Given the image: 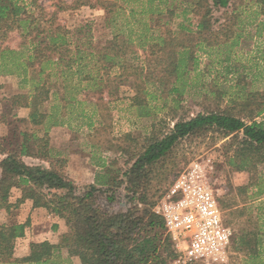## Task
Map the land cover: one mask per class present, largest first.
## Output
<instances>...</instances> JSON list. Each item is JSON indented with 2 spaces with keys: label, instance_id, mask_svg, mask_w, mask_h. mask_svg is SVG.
Returning <instances> with one entry per match:
<instances>
[{
  "label": "trees",
  "instance_id": "16d2710c",
  "mask_svg": "<svg viewBox=\"0 0 264 264\" xmlns=\"http://www.w3.org/2000/svg\"><path fill=\"white\" fill-rule=\"evenodd\" d=\"M254 1L264 6V0ZM87 3L86 0L72 1L74 9ZM184 3L185 13L198 19L196 31L192 33L188 30L191 33L188 36L174 38L168 22L161 24L164 33H160L150 45L156 66L150 65L149 72L136 77L143 84L150 82L154 79L151 76L155 68L159 67L161 78L157 76L158 80L163 85L164 79L173 78L174 84L168 93L176 94L178 98H181L186 86L183 78L196 69H191V65L197 64L194 56L197 47L210 46V40L218 33H228L235 26V21H232L227 29L216 28L213 18L214 12L235 6L232 0H184ZM101 6L107 9L108 4L101 3ZM59 10L63 9H55L51 15H46V9L39 4V0H0V76L18 78L22 90L30 86L29 91L13 96L11 104L29 110L28 119L33 128L42 124L48 116L54 119L51 126L59 123L54 117L58 112L53 113L55 106L50 113L43 110L53 88L65 91L61 98L64 102L67 101L64 96L69 94L68 88L76 93L88 91L94 95L99 109H106L103 98L106 96L110 101L115 99V94L112 90L105 93L104 88L109 89L105 77H108V71L123 65L128 53H133V50H128L132 46L131 41L114 35L100 45L96 74L86 71L81 62L92 56L80 53H84L83 47L92 49L94 44L81 42L72 50L70 30L56 22L55 13ZM155 15L158 16V24L163 13ZM172 15L173 12H169L168 16ZM13 32H17L22 40L19 49L5 46V40ZM224 61L228 62L229 57ZM62 63L64 69L58 70ZM225 69L227 73H232L230 67ZM74 77H78L77 85L72 87L70 84ZM242 80L243 76L238 78L234 94L229 95L225 86L221 91L216 89V106L213 109L205 108L193 116L179 114L175 109L172 127L162 132L152 126L149 134L143 136L137 152L131 147L135 138L130 134L124 136L125 146L115 143L103 147L104 142L99 136L109 127L110 115L102 113V120L94 129V141L102 149L118 154L117 158L123 160V164L118 166L116 158L98 163L101 170L95 174L93 183L84 185L81 191L74 181L56 168L28 165L23 161V157H41L42 149L49 145L47 136L39 137L35 131L0 136V205L7 204L6 209L11 211V222L0 223V264H59L57 261L63 251L69 258H78L80 264H173L178 256L175 243L167 232L164 219L153 211L172 183L154 201L150 193L151 180L158 168L162 169L173 156L181 141L203 137L207 133L230 137L229 148L233 149V155L228 157L227 163L235 172L249 174L246 186L237 190L253 189L254 197H263L264 90L250 91L249 83H242ZM86 82L92 84L91 88L89 85L80 86ZM132 100L135 105L141 104L138 96ZM13 189L20 191V197L9 203ZM119 192L128 198V209L120 213L101 211L97 205L98 195L105 194L107 203L113 205ZM230 200L232 197L229 201H219L220 209L229 208ZM20 207L26 210L25 222L17 220L20 214L17 209ZM47 215L64 223L65 232L59 236L58 243L44 241L38 248L31 249L28 255L13 257L12 242L24 237L31 216ZM57 228L53 224V231ZM232 249L243 251L252 263L259 260L264 256V231L261 226L255 223L246 231L234 232Z\"/></svg>",
  "mask_w": 264,
  "mask_h": 264
},
{
  "label": "rangeland",
  "instance_id": "374dc122",
  "mask_svg": "<svg viewBox=\"0 0 264 264\" xmlns=\"http://www.w3.org/2000/svg\"><path fill=\"white\" fill-rule=\"evenodd\" d=\"M72 1L39 0V4L45 7L46 15H51L55 9H63L55 13L56 22L70 30L72 34L70 36L71 47L80 42L94 44L92 59H88L91 62L88 64L89 72L96 74L95 69H98L99 65L97 52L100 45H104L111 39L114 31L133 42L131 48L128 49L133 50V53H128L124 57L123 65L111 69L108 71V77H105V81L109 85V89L104 88L105 93L112 90L115 99L104 100L103 104L106 109L102 110L96 103L85 102L82 95L75 94L72 102L65 105L69 116L68 120L72 126L71 130L62 131L53 137L55 146L62 152H66L68 157L53 159L46 152L45 161L49 164L53 163L63 173L69 175L76 182L79 191L84 185L91 182L93 174L95 175L98 171L95 168L87 167L81 173V169L77 168L79 165H76L80 157L88 163L91 160L90 162L96 164L100 161L107 163L108 160L116 158L118 166L122 167L123 164V160L117 158L118 154L102 149L94 141V135H96L94 130L93 142L89 139L90 132L86 130L85 124L93 123L92 126L95 129L102 120L100 117L102 113L110 115L109 127L104 132H100L99 136L104 142L103 147L104 145L112 146L115 143L125 146L124 136L130 134L135 138V144L131 147L137 152L143 136L149 134L153 129L152 126L162 132H167L172 127L174 122L172 116L175 109L179 114L187 116H193L205 108L213 109L216 106L215 90L221 91L225 86L224 89L229 95L234 94L237 90L235 86L239 77H244L242 83H249L250 91L264 90V6L258 5L254 0H232L236 7L214 12L216 28L227 29L232 21H235V26L228 33L226 31L218 33L217 37L210 40V46L200 45L197 47L194 55L197 64L192 63L191 65V69H193L192 67L196 69L183 78L186 86L181 98H178L176 94L168 93L174 84L173 78L164 79L163 85L158 80L157 76L161 78L159 67L155 68V73L151 76L154 79L149 80L150 82L143 84L136 80V77H141L143 73L149 72L150 65L156 66L154 57L150 53V45L156 41L160 33H164V27L161 24L168 22V28L174 38L181 39L191 34L190 32L196 31L198 19L185 13L184 0H86L87 5L76 9H74ZM101 3H107V8L115 5L112 7L113 10L107 13L104 12ZM157 12L163 13L158 24H156L158 16L155 15ZM169 12H173L172 17L168 16ZM105 18H109V24H105ZM80 30L81 32H79ZM89 31L90 34H85ZM82 38L89 40L83 41ZM21 41L20 35L13 32L5 40V46L19 49ZM233 42L235 45L231 46ZM228 57L229 61L225 62L224 60ZM63 65L62 63L58 70L64 69ZM226 66L230 67L232 73H230L231 71L226 72ZM119 74L122 75L119 76ZM77 78L74 77L71 84H74ZM18 82L19 79L16 77L0 76V136L13 133L17 136L19 132L35 130L24 119L22 120L25 112L16 110L11 104L13 96L30 90V86L23 90L20 89ZM136 86L139 90L135 89ZM62 91L64 92L63 89ZM136 96L141 102L140 105H135L132 100ZM227 98H224L223 105ZM75 134H78V137L74 138ZM91 144H93V148L90 147ZM229 144L230 137L222 138L218 133H207L203 137H193L181 141L173 156L166 161L162 169L158 168L152 177L150 189L152 200L156 201L163 190L190 163L209 158L218 173L219 201H229V198L232 197L231 206L222 210L226 224L236 234L243 230L246 231L255 223H258L264 231V196L254 197L253 189L237 190L239 187L246 186L249 174L238 173L231 169L227 159L233 155V149L229 148ZM19 195L20 191L13 189L9 203L15 202V198ZM98 196L97 205L101 211L120 213L128 209L130 205L123 192L116 195L113 205L107 203L105 194L100 193ZM6 207L5 203L0 205L1 224L11 222L9 219L11 211H8ZM21 208L23 207L17 209L20 211L17 220L25 222L26 210ZM14 213L15 210L12 214ZM41 219H43L41 216L31 217L30 223L25 229V237L19 241L13 240V257L21 258L28 255L31 249L38 248L44 240L54 241L57 234L51 230L53 223ZM61 256L57 261L59 264H80L78 258H69L66 251H63ZM263 262L264 256L252 263L243 251L232 249V256L228 264H261Z\"/></svg>",
  "mask_w": 264,
  "mask_h": 264
},
{
  "label": "built area",
  "instance_id": "2783aa9c",
  "mask_svg": "<svg viewBox=\"0 0 264 264\" xmlns=\"http://www.w3.org/2000/svg\"><path fill=\"white\" fill-rule=\"evenodd\" d=\"M218 173L211 159L190 163L153 211L164 219L178 254L174 264H228L234 231L219 207Z\"/></svg>",
  "mask_w": 264,
  "mask_h": 264
},
{
  "label": "crops",
  "instance_id": "0c3cea01",
  "mask_svg": "<svg viewBox=\"0 0 264 264\" xmlns=\"http://www.w3.org/2000/svg\"><path fill=\"white\" fill-rule=\"evenodd\" d=\"M109 4H111V3H109ZM113 4V3H112ZM115 4H113V6H114ZM112 6V7H113ZM104 10V12H107V13H110L111 12V8L109 9V8H107V9H103ZM112 10H113V8H112ZM104 22H105V24L107 23V24H109L110 23V20H109V18H105V20H104ZM79 32H81V30L79 31ZM85 34H90V31L89 32H87V33H85ZM72 35V34H71ZM114 35H118V36H120V38H124V39H126L127 41H130L129 39H127L125 36H123L122 34H118V33H115V31L113 32V34H112V36H111V39L113 38V36ZM92 36V35H91ZM129 37V36H128ZM86 39L88 40V38H82V40L83 41H86ZM110 39V40H111ZM81 43V42H80ZM133 43V42H132ZM79 44V43H78ZM78 44H76V45H78ZM74 47V46H73ZM73 47H71L72 49H73ZM75 49V48H74ZM83 49V51H84V53H80V54H82V55H84V56H87V55H93V50H94V48H87V47H83L82 48ZM90 49V50H89ZM92 59V58H91ZM91 62H89L88 61V59H85L84 61H82L81 62V65L82 66H84V67H86L85 68V70L86 71H90V68H88V64H90ZM74 65H77V64H74ZM54 81V80H53ZM76 82L77 81H74V84H70V86H72V87H75V85H77L76 84ZM83 85H85V86H90V85H92V84H90V83H85V84H82V85H80L81 87L83 86ZM74 89H69L68 88V92H69V94L67 95V96H64L66 99H67V101H61V98L63 97V91H62V89L61 90H59V91H57V89L56 88H53L52 89V91H51V95H50V98H49V100H48V102L43 106V110H45L47 113H50L51 112V110H52V108L55 106V108H53L54 109V111H53V113H57L58 112V115L57 114H55V119H57V120H59V123L56 125V126H51V124H52V122H54V119L53 118H49V116L48 117H46V119L44 120V122L42 123V124H39L38 126H36V127H34L35 128V130H33V131H35L36 132V134L39 136V137H45V136H47V138H48V140H49V145L47 146V147H45V148H43L42 149V152H41V157L40 158H31V157H23V161L26 163V164H28V165H42V166H45V167H50V166H52V167H54V168H56L57 170H59L61 173H63L59 168H57L53 163L52 164H49V163H47V161H45L46 160V152L50 155V157L51 158H59V157H68V156H66L67 155V153L66 152H62V150L60 149V148H58L57 146H55V140H54V136L55 135H57L58 133H61L62 131H70L71 130V128H72V126L70 125V122H69V116H68V113L66 112V110H67V108H66V106L68 105V104H70L71 102H72V99H71V96H72V93H73V96H75V94H79L80 96L82 95V97H83V99L85 100V102L86 101H89V103H92L93 104V102L95 103V99H94V97H93V94H91V93H88V91H82V92H80L79 91V93H76V91H73ZM60 92H61V94H60ZM65 92V91H64ZM69 96V97H68ZM109 98H107L106 96H105V98H103V100H107V101H109L108 100ZM51 102V103H50ZM62 103H64V104H62ZM66 103V104H65ZM66 105V106H65ZM14 108H16V110H18V111H20V112H22V111H24L25 112V116H23V118H22V120L24 119L28 124H29V126L31 127V128H33V126L30 124V121H29V119H28V115H29V110L28 109H25V108H18V107H14ZM21 119V118H20ZM88 125H89V127H88ZM85 124V128H86V130L87 131H89L90 132V136H89V139H90V141H92L93 142V130H94V127L92 126L93 125V123H89V124ZM90 128V129H89ZM76 137H78V134L76 135L75 134V136H74V138H76ZM90 147L91 148H93V144H91L90 145ZM91 160H89V163L88 162H86L85 160H84V158H82V157H80V160H79V162H77L76 163V165L78 164L79 165V167H77V168H80L81 169V173H83L84 172V170H86V168L87 167H92L91 169H93V168H95L96 170H98L97 172H99L101 169H100V167H98L97 165L98 164H96V163H94V162H90ZM102 161H100L99 163H101ZM77 165V166H78ZM96 166V167H95ZM96 172V173H97ZM95 173V174H96ZM65 176H67L68 178H70L72 181H74L69 175H66L65 173H63ZM94 174H93V176H92V180H91V182H89L88 184H91V183H93V181H94ZM75 182V181H74ZM75 184H76V182H75ZM15 190V189H14ZM20 197V195L19 196H17L16 198H15V200L17 199V198H19ZM31 217H33V216H31ZM34 217H38V216H34ZM42 221H48V222H52L53 224H56L57 226H58V228H57V230H55V231H53V229H52V226H53V224L51 225V230L53 231V232H56V234H57V236L55 237V239H54V241H52V240H50V239H48V240H44V241H48V242H50L51 244H57L58 243V241H59V236L62 234V233H64L65 232V227H64V223H63V221L62 220H60V219H58V218H56V217H52V216H49V215H47L46 217H43V219H41ZM19 222H23V221H19ZM25 235H26V230H25ZM25 235H24V237H25ZM24 237H22V238H24ZM22 238H18L16 241H19V240H22ZM43 241V242H44Z\"/></svg>",
  "mask_w": 264,
  "mask_h": 264
}]
</instances>
